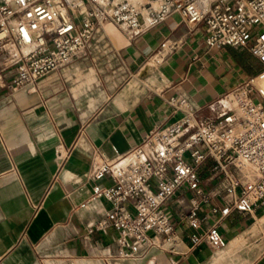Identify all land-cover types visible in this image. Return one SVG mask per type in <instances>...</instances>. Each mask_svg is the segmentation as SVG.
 <instances>
[{
    "label": "crops",
    "instance_id": "1",
    "mask_svg": "<svg viewBox=\"0 0 264 264\" xmlns=\"http://www.w3.org/2000/svg\"><path fill=\"white\" fill-rule=\"evenodd\" d=\"M203 39L201 26L187 28L176 15L128 37L97 28L78 58L33 85L0 90V264H264V250L248 261L236 253L264 233V206L221 222L219 255L205 244L189 247L181 220L188 194H181L167 205L173 242L132 260L115 257L112 229L86 233L105 202L78 208L112 146L124 153L181 117L169 97L184 98L199 120L232 110L239 83L260 64L240 49L207 48Z\"/></svg>",
    "mask_w": 264,
    "mask_h": 264
},
{
    "label": "built area",
    "instance_id": "2",
    "mask_svg": "<svg viewBox=\"0 0 264 264\" xmlns=\"http://www.w3.org/2000/svg\"><path fill=\"white\" fill-rule=\"evenodd\" d=\"M170 15L187 28L201 26L207 48L243 50L260 69L239 83L231 111L199 120L184 98L169 97L178 120L124 153L112 146L111 157L99 162L78 208L108 205L86 233L112 229L118 260L173 242L167 205L181 194H188L181 220L189 247L205 244L213 252L225 248L219 231L225 218L264 206V0H0V90L6 91L33 85L78 58L105 22L128 37ZM202 166L209 183L219 180L216 190L204 189Z\"/></svg>",
    "mask_w": 264,
    "mask_h": 264
},
{
    "label": "rangeland",
    "instance_id": "3",
    "mask_svg": "<svg viewBox=\"0 0 264 264\" xmlns=\"http://www.w3.org/2000/svg\"><path fill=\"white\" fill-rule=\"evenodd\" d=\"M209 165L207 167H209ZM205 168L206 167L202 166V170H201V173H200V178H201L202 184H203L204 188L207 189V191H211L213 189L216 190L217 189V186H218V183H219L218 182L219 180H214L213 184L212 185H209L210 184L209 183L210 182L209 181L210 174L208 173V171ZM260 241H262L263 244H264V233L263 234L260 233L259 234V238L252 240L251 242L245 244L243 248H241L240 250H237V252H236L237 255L239 254L238 252H243L244 251L245 252L244 253L245 254L244 255L245 257L244 258H246L245 259L246 261H248L251 256H253V257L258 256L264 250V247H262V248L259 247L260 246L259 245V242ZM262 242H261V244H262ZM247 249H249V251H247ZM247 252H251L252 255L247 254ZM217 253L219 255H223L224 252H217ZM232 262H233V264H242L243 260H238L237 263L235 261H232Z\"/></svg>",
    "mask_w": 264,
    "mask_h": 264
},
{
    "label": "bare ground",
    "instance_id": "4",
    "mask_svg": "<svg viewBox=\"0 0 264 264\" xmlns=\"http://www.w3.org/2000/svg\"><path fill=\"white\" fill-rule=\"evenodd\" d=\"M107 26H111V27H113L110 23L105 22V23L102 24V28H101V29H104V28L107 27ZM113 28H114V27H113ZM164 48H165V46H164ZM263 85H264V84H263Z\"/></svg>",
    "mask_w": 264,
    "mask_h": 264
}]
</instances>
